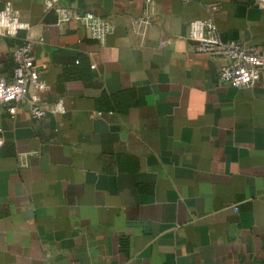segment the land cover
<instances>
[{"label":"crops","instance_id":"obj_1","mask_svg":"<svg viewBox=\"0 0 264 264\" xmlns=\"http://www.w3.org/2000/svg\"><path fill=\"white\" fill-rule=\"evenodd\" d=\"M64 1L115 30L101 41L44 0H0L31 25L0 34V73L30 36L44 100L66 109L0 105V264H264V71L223 83L224 59L188 38L212 17L264 52V6L153 0L137 24L146 0Z\"/></svg>","mask_w":264,"mask_h":264},{"label":"built area","instance_id":"obj_2","mask_svg":"<svg viewBox=\"0 0 264 264\" xmlns=\"http://www.w3.org/2000/svg\"><path fill=\"white\" fill-rule=\"evenodd\" d=\"M152 2L153 0H146L147 8L142 16L136 18L137 24L150 23ZM253 3L264 6V0H253ZM44 4L47 10L56 12L58 24L78 21L94 38L101 41L115 30V23L111 18L91 11L78 10L64 0H44ZM218 7V4H214L211 7L212 13H215ZM30 27V23L21 18L20 11L13 4L7 3L0 10V34L17 36L22 30H29ZM188 38L195 43L197 52L224 59L218 69L221 82L243 87L253 86L259 81L264 71V52L256 44L245 45L236 40L220 38L212 17L193 20L190 23ZM37 42L27 36L22 44L12 50L15 68L11 79L0 73V105L5 106L13 116L24 105L35 119H41L49 113H64L66 110L63 101L50 104L44 100L47 83L42 79L34 53ZM1 66L0 61V69Z\"/></svg>","mask_w":264,"mask_h":264}]
</instances>
